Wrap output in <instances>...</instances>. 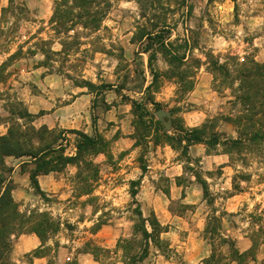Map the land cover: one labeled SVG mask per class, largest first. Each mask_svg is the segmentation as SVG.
I'll use <instances>...</instances> for the list:
<instances>
[{"label": "rangeland", "instance_id": "374dc122", "mask_svg": "<svg viewBox=\"0 0 264 264\" xmlns=\"http://www.w3.org/2000/svg\"><path fill=\"white\" fill-rule=\"evenodd\" d=\"M23 1L31 22H22L12 33L16 40L11 52L39 30L41 39L52 42L47 49L60 51L49 26L58 0ZM137 1L113 0L101 31L83 35L85 45L68 61L54 59V70L61 74L41 67L45 61L41 54L15 61L0 72V119L8 132L22 137L23 152L38 155L62 144L65 156L78 157L63 171L44 175L49 176L40 185L46 201L36 194L29 175L31 196L21 203V210L48 212L61 223L60 231L47 240L52 249L48 264L75 258L78 264L80 260L124 264L118 242L133 237L138 205L145 218L154 214L167 228L141 264H201L213 250L225 257L224 264H264V142L236 148L224 144L238 138L232 121L239 110L233 105L237 87L232 86L237 69L233 58L241 64L264 62V0H144L149 19L167 20L163 34L174 47L152 46L153 68L160 78L150 93L153 74L144 51L147 41L135 37L138 25L147 20ZM8 2L0 0V22ZM8 46L4 40L0 43V67L8 58L4 54ZM174 52L185 59L170 65ZM211 62L224 69L216 71ZM46 76L57 77L59 83L45 82ZM75 80L104 89L99 95L77 86ZM151 97L169 118L157 116L147 105ZM131 101L147 105L150 114L143 110L135 114ZM29 105L37 106L39 116L51 115L39 122L40 128L33 124L35 117H26L33 115ZM151 116L170 136H177V129H203L205 137L220 134L222 144L215 149L193 145L187 154L177 141L161 139L168 143L155 146ZM94 117L103 144L79 156L80 137L70 131L93 137ZM27 161L22 169L31 174L36 166L31 158ZM1 175L13 182L19 178L12 172L0 171ZM55 243L60 245L57 255ZM232 244L247 256L231 257ZM34 258L27 256L25 263L32 264Z\"/></svg>", "mask_w": 264, "mask_h": 264}, {"label": "trees", "instance_id": "16d2710c", "mask_svg": "<svg viewBox=\"0 0 264 264\" xmlns=\"http://www.w3.org/2000/svg\"><path fill=\"white\" fill-rule=\"evenodd\" d=\"M141 8V17L147 20L146 24H139L135 37L140 41H147L144 46V51L149 55V68L153 74V83L148 87V93L151 92L153 86L159 80V74L153 68L156 60V52L152 51V46L157 45L160 48L172 49L173 44L169 42V38L163 33L169 27L167 20L159 23L149 19L146 15V7L144 0L137 1ZM113 8V0H58L55 2L53 15L49 21L50 30L58 39L62 49L54 51L52 48L47 49L52 42H47L39 37L41 30L36 35H33L29 40L23 42L16 52L12 53L10 45L15 43L16 37L12 33H17L21 28L22 22H31V11L23 0H9L8 6L2 9L0 22V43L5 41L8 47H5L4 54L8 56L7 60L0 67V72L6 67H9L13 62L27 58L28 56H37L41 54L45 61L41 63V67L47 68L51 73L55 72L53 63L55 58H62L69 60L73 52H80L81 47L85 44L81 41L83 35L92 36L97 34L103 28V24L108 18ZM12 16L15 21L11 22L9 17ZM34 42V43H33ZM25 51L27 46H30ZM185 46L187 42L185 41ZM86 51V50H85ZM169 61V64H175L181 58L175 57ZM215 60V57L211 56ZM182 58L181 60H184ZM236 61V75L232 79L233 93L235 95V108L239 110L233 114L232 121L237 126L238 138L232 141H225L224 144L231 147H239L244 143L264 142V62L258 63L254 60L247 64L237 63ZM199 64V63H198ZM216 71H222V66L216 67L219 63L211 62ZM198 69V67H196ZM67 78L74 80L70 75ZM179 81H183V75H176ZM75 84L79 87H87L91 92L96 90L100 95L103 87L94 85L91 81L82 80L76 81ZM135 114L143 110V112L150 114L147 105H152L154 113L162 110L161 104L157 103L152 97L143 106L138 101H131ZM237 110V109H236ZM26 117L34 118L35 116L28 114ZM150 129L156 135L154 145L167 144V141H177L182 146L183 151L188 153L190 147L197 144H203L209 149H215L222 144L221 135L212 133L209 137H205L203 129L196 130H180L177 136H170L164 132L163 124L154 116L150 117ZM94 136L91 137L79 131H70L80 137L77 143V150L79 156L86 151H93L99 145L103 144V140L98 132L97 119H93ZM22 137L17 138L13 131H9L6 136L0 138V171L10 174L11 169L5 166L4 158L7 156H14L16 158H31L32 163L36 169L31 173V182L36 190V194L43 200L47 199V194L44 192L39 184L38 178L40 176L49 175L50 173L61 172L68 165L76 164L78 157L65 156V150L61 144L58 148H48L42 150L39 154H29L23 152ZM161 139L167 141L162 142ZM52 156H56L53 159ZM146 171L145 168L142 169ZM133 182L132 185H137ZM204 195H208V188L206 183H202ZM15 190L14 182L7 179L4 175L0 176V264H15L11 259V253L14 246V241L22 235L34 234L41 241L39 249L33 253L35 258H48L49 252L52 249L47 245V240L56 235L60 231L61 223L54 219L48 212L41 213L38 209L21 210L22 205L17 203L13 197ZM132 197L135 199L137 191H131ZM138 205L137 201H135ZM138 221L135 224L133 237L131 239L120 240L118 247L123 251L124 264H141L150 255V247L152 244H159L161 236L167 233V228L163 226L156 216L153 214L149 218H145L141 208L138 205L136 209ZM223 243L225 241L221 239ZM232 251L230 256L241 260L247 254H241L235 247L231 245ZM54 252L57 255L60 248L59 243L54 244ZM225 257L218 255L213 250L210 258L204 260L201 264H224ZM64 264H78L77 258L73 261H68Z\"/></svg>", "mask_w": 264, "mask_h": 264}, {"label": "crops", "instance_id": "0c3cea01", "mask_svg": "<svg viewBox=\"0 0 264 264\" xmlns=\"http://www.w3.org/2000/svg\"><path fill=\"white\" fill-rule=\"evenodd\" d=\"M33 72H29L28 74H31ZM48 80H51L53 85L58 84L59 80L57 77L54 76H46L44 78L45 82H48ZM50 82V81H49ZM2 102L0 101V112L2 109ZM28 110L33 116H35V122L33 124L36 126V128H40L43 123L39 122L44 119V117L51 116H39V111L37 109V106L35 105H29ZM38 115V116H37ZM53 115V114H52ZM1 116V115H0ZM51 126V125H50ZM49 128H52L50 127ZM8 134V127L5 122H3L0 119V138L3 136H6ZM28 158H16L14 156H7L4 158L5 166L8 169L12 170V173L15 175H18L19 178H16L14 181L15 190L13 192V197L15 201L19 204L26 203L28 198L31 196V189H30V182H29V175H31L29 172H23V165L28 163ZM30 167V166H29ZM22 179H21V178ZM49 176L39 177V184H42L43 178H48ZM41 246V241L39 238L34 234H25L20 236L14 241L13 250L11 253V259L15 264H26L25 258L27 256L33 255L39 247ZM62 249V248H61ZM82 260L79 261V264H82ZM32 264H48L47 258H34Z\"/></svg>", "mask_w": 264, "mask_h": 264}, {"label": "water", "instance_id": "95a60500", "mask_svg": "<svg viewBox=\"0 0 264 264\" xmlns=\"http://www.w3.org/2000/svg\"><path fill=\"white\" fill-rule=\"evenodd\" d=\"M157 114V116H159V117H162V116H164V117H170V114L169 113H166V112H164V111H159V112H157L156 113Z\"/></svg>", "mask_w": 264, "mask_h": 264}]
</instances>
